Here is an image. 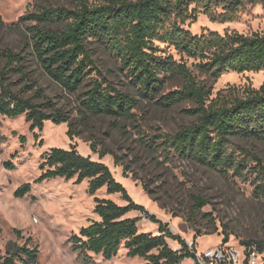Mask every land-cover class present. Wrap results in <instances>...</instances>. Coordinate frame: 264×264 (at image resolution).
<instances>
[{
	"label": "trees",
	"instance_id": "obj_1",
	"mask_svg": "<svg viewBox=\"0 0 264 264\" xmlns=\"http://www.w3.org/2000/svg\"><path fill=\"white\" fill-rule=\"evenodd\" d=\"M64 1L66 6H42L36 13L21 17L19 22L32 25L26 26L25 46L45 75L62 91L79 93L77 112L83 121L90 117L128 120L133 117L137 104L130 93L114 88L98 70L93 53L95 48H102L116 57L119 71L140 100L167 110L182 103L195 104V108L184 111L195 118L191 125L173 135L152 137L148 145L215 170L222 176L229 171L234 177L252 175L253 196L264 198V162L258 154L233 142L253 141L264 145V83L230 103L207 104L211 92L199 80V76L216 80L227 73L264 71V34L208 31L196 36L182 28L199 13L213 23L230 22L241 5L240 0ZM219 7L222 12L214 13ZM171 48L178 60L166 53ZM1 55L6 62L5 69L23 75L20 56L8 49ZM189 61H192L190 67ZM5 76V71H1L0 116L9 119L24 116L31 131H41L47 121L55 125L67 123L68 138L75 136L72 123L52 108L50 100L35 103L44 99L38 90L31 97H23L21 93L34 91V87L25 84L23 90L15 92L12 85L6 83ZM175 82L181 86L166 92V86ZM20 141L25 139L20 137ZM90 150L97 152L94 144H90ZM105 154L99 153V159ZM39 169L42 173L36 183L55 178L75 179L77 184L87 181L91 196L105 188L106 195L118 194L126 202L120 206L109 199L94 198L93 213L97 220L69 239L72 250L84 263L91 262L88 253L111 260L121 247L128 258H139L145 264L195 261L196 240L192 239L191 251L184 240L171 234L164 223L131 200L105 164L82 156L75 146L68 150L52 148L42 155ZM122 177H126L124 172ZM30 188V184H23L14 196L22 198ZM143 190L147 191L145 187ZM200 202L202 200L196 198L195 207H200ZM132 212L140 213L156 225L157 234L141 232L138 227L141 218L129 217ZM168 241L176 243L179 249L171 248ZM226 241L227 236L221 240ZM240 246H254L264 252L262 241L241 242ZM13 248L7 246L9 256L0 257V264H14V261L38 264L37 248Z\"/></svg>",
	"mask_w": 264,
	"mask_h": 264
},
{
	"label": "rangeland",
	"instance_id": "obj_2",
	"mask_svg": "<svg viewBox=\"0 0 264 264\" xmlns=\"http://www.w3.org/2000/svg\"><path fill=\"white\" fill-rule=\"evenodd\" d=\"M240 2L230 22L213 23L199 13L194 19L187 20L182 28L196 36L208 31L264 34V2ZM66 5L64 0H0V72L5 71L6 83L11 84L15 92L23 90L25 84H31L34 91H24L22 96L31 97L38 90L44 99L35 100V103L50 100L52 108L72 123L75 134L72 139L68 138L67 123L55 125L47 121L41 131H31L24 116L14 119L0 116V257L9 256L6 253L9 245L12 249L13 246L37 248L38 264H86L72 250L69 239L97 220L93 213L94 198L126 205L120 195H106L105 188L91 196L87 181L77 184L75 179L55 178L35 182L42 173L39 169L42 155L52 148L68 150L70 146H75L82 156L105 164L135 204L154 215L171 234L179 236L185 243L196 240L198 252L218 245L225 236L229 244L264 242V198L253 196L254 176L234 177L231 171L222 176L215 170L148 145L152 137L173 135L191 125L195 118L184 111L195 108L194 103H182L167 110L140 100L119 71L116 57L107 50L95 48L93 59L98 70L114 88L130 93L137 104L132 111L133 117L128 120L90 117L83 121L77 112L79 93L62 91L45 75L25 46L26 26L32 25L19 22L21 17L36 13L42 6ZM222 10L219 7L214 13L219 14ZM7 49L23 59L22 76L5 69L6 62L1 54ZM166 53L179 59L172 48ZM191 63L189 61L187 65L190 67ZM199 80L210 89L207 104L230 103L244 92L258 89L264 83V71L227 73L216 80L199 76ZM180 86L179 82L167 85L166 92ZM20 137L25 141L21 142ZM233 142L258 154L264 162V145L253 141ZM90 144L95 145L96 153L91 152ZM103 152L106 154L99 159V153ZM27 183L31 186L30 192L16 198L14 192ZM196 198L202 200L200 207H195ZM129 217L141 218L138 222L141 232L157 234V226L140 213L132 212ZM168 245L171 248L177 246L170 241ZM88 255L91 257L88 264H145L139 258H128L123 247L111 260ZM14 264L21 263L14 261ZM180 264L195 262L185 259Z\"/></svg>",
	"mask_w": 264,
	"mask_h": 264
},
{
	"label": "built area",
	"instance_id": "obj_3",
	"mask_svg": "<svg viewBox=\"0 0 264 264\" xmlns=\"http://www.w3.org/2000/svg\"><path fill=\"white\" fill-rule=\"evenodd\" d=\"M192 251V241L186 242ZM195 264H264V252L256 247L245 248L239 244L220 243L203 252L194 251Z\"/></svg>",
	"mask_w": 264,
	"mask_h": 264
},
{
	"label": "crops",
	"instance_id": "obj_4",
	"mask_svg": "<svg viewBox=\"0 0 264 264\" xmlns=\"http://www.w3.org/2000/svg\"><path fill=\"white\" fill-rule=\"evenodd\" d=\"M173 249H174V250H178V249H179L178 245H177V246H174Z\"/></svg>",
	"mask_w": 264,
	"mask_h": 264
}]
</instances>
